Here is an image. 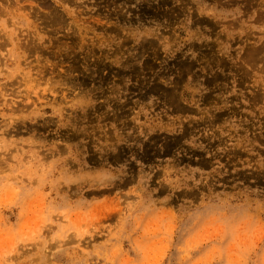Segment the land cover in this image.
Instances as JSON below:
<instances>
[{
  "label": "rangeland",
  "instance_id": "obj_1",
  "mask_svg": "<svg viewBox=\"0 0 264 264\" xmlns=\"http://www.w3.org/2000/svg\"><path fill=\"white\" fill-rule=\"evenodd\" d=\"M0 264H264V0H0Z\"/></svg>",
  "mask_w": 264,
  "mask_h": 264
}]
</instances>
